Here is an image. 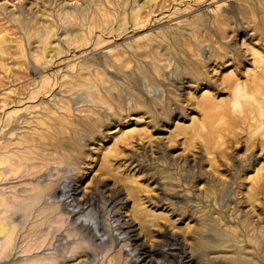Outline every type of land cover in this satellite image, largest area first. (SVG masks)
I'll use <instances>...</instances> for the list:
<instances>
[{
    "label": "rangeland",
    "instance_id": "rangeland-1",
    "mask_svg": "<svg viewBox=\"0 0 264 264\" xmlns=\"http://www.w3.org/2000/svg\"><path fill=\"white\" fill-rule=\"evenodd\" d=\"M263 73L264 0H0V200L46 190L0 264H131L69 218L67 179L147 259L171 236L182 264H264Z\"/></svg>",
    "mask_w": 264,
    "mask_h": 264
},
{
    "label": "bare ground",
    "instance_id": "bare-ground-1",
    "mask_svg": "<svg viewBox=\"0 0 264 264\" xmlns=\"http://www.w3.org/2000/svg\"><path fill=\"white\" fill-rule=\"evenodd\" d=\"M263 77H264V73H263ZM259 83L260 85H262V82ZM241 91L242 89H239V93H241ZM236 103L239 104L240 102L237 101ZM255 103L256 105L252 104L253 111L255 109L259 112V114H261L260 116H264V99L263 100L257 99ZM5 106L6 104L3 105V107ZM5 125H8L7 120ZM2 147L5 149L9 148V144H5V146H1V148ZM6 161L7 159L0 157V166H2L3 162L6 163ZM18 162L23 164V162L20 159L14 161L15 164H17ZM2 167H3L4 175L0 174V179L6 180L7 178L10 177L8 176L9 169L7 166L6 167L2 166ZM67 180L63 183H59L55 188V192L57 194V197L60 198L61 200V207L69 214V218L71 220H74V223L82 231H88V232L92 231L97 241L105 242L109 238L115 240L117 243L127 241L128 245L125 246L124 249L125 251H127L126 253L127 256H129L130 258L131 264H176V263L182 264L181 262H183L184 260L193 259V255L191 254V252H189L183 245H181V243L176 238H173L171 236L166 237L165 240H169L170 243L169 245H166L163 248L164 253L166 254L165 256L166 258H168L167 261H160L156 259L154 260L153 259L154 257L152 258V260L147 259L149 253H153L154 255L159 250L157 249L152 250L153 248L148 249L147 246H145L144 244L141 245L139 244L140 242L138 243L140 239L139 237L140 235L135 233L133 223L131 222L121 223V224L119 223L120 225H118V228H116L114 232L107 233L108 230H106V228H104L103 225H100L98 220L94 221V219H92L89 213L82 214L84 213L85 209H87L90 205H92V203L87 204L88 202H90V200H87L84 203L79 202V200L75 197V194L78 190L76 185L74 184L73 180H68V181ZM34 189L37 190V194H36L37 200L29 197V199L26 200V203L24 205H20L17 202H14L12 204L11 202L0 200V254H1L0 261L7 260L9 258L10 259L14 258L15 256V254L13 253L14 247H10V243L12 242L14 243V245H16L15 244L16 234L21 229L22 223H24L23 210L25 209L26 205L34 207L36 203L39 202L40 198L46 191L45 187H42L40 185L38 186L35 185ZM32 196L34 198L35 194H33ZM107 196L109 197L110 203L118 204L117 202L120 200L119 193L111 191ZM61 234L58 235L60 238L57 237L58 238L57 242L59 241L60 244L59 243L58 244L51 243V245L47 244V249L52 248V250H54L55 253L61 249V246L65 244V242L63 243L64 238L63 236L61 237ZM51 235L52 234H50V237ZM45 236L47 235H45L44 233L41 234L39 236V239H43V240H41V242H38L34 245L31 244L30 248L35 249L36 247L39 246L40 249L42 247V244L44 245ZM61 243L63 244L61 245ZM48 254L49 256L53 255L52 253H48ZM84 256L86 258H82L80 256L81 257L80 264H88V262L91 260L89 257H87V255H83V257ZM72 257L65 255L64 261H67Z\"/></svg>",
    "mask_w": 264,
    "mask_h": 264
}]
</instances>
